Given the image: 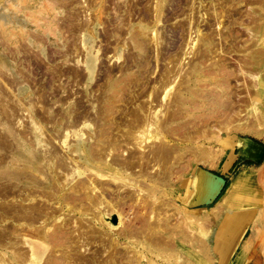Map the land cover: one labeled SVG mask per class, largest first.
<instances>
[{"label": "bare ground", "instance_id": "bare-ground-1", "mask_svg": "<svg viewBox=\"0 0 264 264\" xmlns=\"http://www.w3.org/2000/svg\"><path fill=\"white\" fill-rule=\"evenodd\" d=\"M101 1L85 0V3L96 2L94 4L96 6ZM164 1L148 0V2L155 3V7H152L154 10L150 13L152 10L146 9L143 19L146 23L140 25L139 32L131 37L133 48L138 52L148 54L145 61L139 62V66L140 69L150 74L154 73L150 66L153 49H157H155L157 56L154 58L156 64L164 55L162 54L164 52H160L163 36L158 31V25L164 14ZM188 2L189 0H187ZM226 2L229 1L223 0L217 4L219 11L212 5L215 20L209 25L210 28L215 29L213 30L217 32V36L224 34L221 29L219 30V27L222 28L224 20L232 16L230 9L233 5L231 7L230 4V9H228L227 5L224 6L227 4ZM54 3L55 5L52 4V7L56 6L57 2ZM88 6L90 5L88 4ZM133 6L127 11L130 13L134 11ZM201 6L203 7V5ZM205 14H202L203 18ZM260 15L262 16L261 20H264V13ZM71 16L73 17L71 22L65 19L68 22L67 26L63 23L66 28H70L73 32L76 29H87L91 21L89 17L85 19L86 21H81L79 15V18L75 15ZM190 18L187 23L180 24L183 31L181 44L175 52L165 53L168 55H165V59L168 60L169 65L161 68L159 78L155 79L153 85H151L150 74L144 80L145 75L142 70V72L139 70L140 74L135 75L134 79L131 78L133 81L126 80V77L121 81L112 80L111 77V79H105V83L101 84V87L99 86V94H96L93 100H89L93 101L90 107L84 105L86 102L83 104V101L77 100L73 107L69 105L66 109H62H65L64 113L61 111L62 113L56 114L58 120L60 117V120L63 121L60 125L62 130H58L57 134H52L50 141L44 139L43 126L48 123L53 124L57 122V119L50 116L49 111L42 113L45 111L44 108H42L44 109L41 110L42 112L40 111L41 114L35 110L36 101L40 100L41 102L44 97L33 98L29 104L34 106L31 108L30 105L28 108V103H22V100L20 103V100L11 99L12 96H5L6 92L3 90V94L2 88H0V94L5 98L3 100L0 98V225L8 220L12 221V224H5L0 228V264H11L10 262L13 264H37L44 256L47 258L43 264H119L117 261L120 262L119 259L123 257L127 258V262L122 261L120 264L140 263L141 259L139 258L146 257L132 256L128 250L134 243L147 244L148 242H151L148 245L151 244L152 247L156 246L167 250L175 248L177 243H186L190 247L189 250L196 252L198 248L201 249L195 256L192 255L193 259L200 260L205 257L213 262L211 251L216 244L229 245L230 247L234 245L235 247L244 238L245 223L256 210L255 207H252L242 213L244 205L247 203L248 193L243 190V193L238 195L237 203L234 205L235 209L219 205L216 210L213 209L214 207L213 210H208L207 205L209 204L207 203L210 201L208 196L212 192L215 194L222 185V179L215 182L216 180H213L208 171L212 167V155L224 157V154H229L231 149H237V156L245 160H256L262 154L260 146L249 140L250 138H238L237 140L234 138L236 134H252L258 137L264 135L262 129L255 128L257 125L264 128V110L262 111L261 106L258 105V99L264 97V77L259 72V68H264V52L258 53L259 56H253L251 53L250 56L243 58V60L245 59L244 64L239 63L240 74L246 75V79L256 81L251 88L257 93L256 96L248 94L251 103L246 106V115L249 118H254L255 122L248 125L242 124L243 117L240 110H236L238 105L224 102L222 100L223 91L213 95L215 98H212L210 102L203 101L199 104L194 100L193 95L195 94H197V98H206L205 91L195 90V87H199L198 83L203 81L205 74L203 64L197 63L198 61L210 62L209 65H206L208 67L217 66L219 70L224 69L225 75L228 74V70L225 63L218 65L221 59L214 60L213 58L214 62H211V59L207 58L212 45H214L212 41L214 32L212 33L211 30L208 32L210 34H203L200 21L193 16ZM76 21H81L82 24ZM131 21L123 20L121 24L130 25L127 28L129 30ZM38 23L40 22L38 21ZM58 23L50 22L51 25L57 26L60 24ZM257 25H259L258 29L264 28L262 21H259ZM54 28H51L52 31ZM68 28L67 31H69ZM89 28L91 27L89 26ZM120 29L118 28L114 34L116 38L117 34L122 35ZM254 30L253 26L248 28L252 35L251 38L256 35ZM223 38L222 40L227 42V38ZM117 41L121 40L117 39ZM117 45L118 43L114 47L116 51H118ZM213 48L215 49V47ZM217 55L227 56L223 47H220ZM162 58L164 59V57ZM187 58L191 60L186 63ZM131 59L132 63L137 60L134 57ZM87 64L86 70H88L87 73L91 80L92 68H90L89 62ZM245 67L251 71L247 72L244 70ZM114 72L116 71L114 70ZM68 73L74 77L76 82L82 80H77L83 76V71L79 68L69 69ZM112 74L114 75V73ZM2 75L4 74L2 73ZM10 81L8 83L10 88L20 86L17 79H10ZM141 81L145 83L144 87L141 85V95L136 93L137 95L128 97L125 93L129 94L130 88H132L130 84L136 85ZM134 88L132 89L134 90ZM221 89H223L222 86ZM142 97H146L147 100L141 105L136 101ZM134 102L140 106L137 105L133 109H119V103H127L128 105L125 106L131 107ZM96 103L98 108L97 106L95 108L94 104ZM207 103L208 105H206ZM129 104L131 105L129 106ZM228 110L230 111L227 112ZM20 112L28 113L29 126L27 129L29 131L27 133L30 132L31 139H27L29 136L24 135V131L23 133L19 132V129L17 130V127L14 126L15 120L23 118L22 113V117L20 116L21 118L18 119ZM196 113H199L198 121H189L188 118L194 117ZM56 115L55 117H57ZM235 119L239 120L236 124L233 123L236 121ZM213 120L219 124L218 128H209ZM81 126L82 128H80ZM45 128L47 127L44 126ZM84 128L91 131V137L84 134ZM25 129L26 127L23 128V130ZM84 136L86 137L84 138ZM72 137L75 138L76 145L71 150L69 141ZM55 141H58L62 153L66 150L65 154L60 153L57 147L52 144ZM211 142H215L217 145L211 146L212 148L206 146ZM37 146H42V149H38ZM74 153L78 155L79 160L76 159ZM214 157L213 159L216 160ZM177 167L184 168L185 174L181 179H188L186 192L192 193V195H188L187 202L185 201L186 203L183 205L177 201L174 203L161 200L157 196L158 193L161 194L164 191L165 185L177 183L173 179ZM73 180L76 181L71 184ZM250 182L253 183L252 176L241 172L233 179L232 184L233 186H244L246 189ZM190 188L191 191H188ZM231 190V187H228L222 199L229 196ZM175 204L177 207L174 206ZM127 207L131 212L138 209L146 210L148 216L143 218L144 216L140 215L131 220V215L129 217L125 215ZM252 232L253 230L250 231V233ZM93 247L101 249L98 251ZM119 247L125 248L126 254L124 252V254H119ZM187 258L186 263L191 264V260H193L191 255L188 254ZM138 259L139 261H137ZM182 261L180 255L177 263Z\"/></svg>", "mask_w": 264, "mask_h": 264}, {"label": "rangeland", "instance_id": "rangeland-1", "mask_svg": "<svg viewBox=\"0 0 264 264\" xmlns=\"http://www.w3.org/2000/svg\"><path fill=\"white\" fill-rule=\"evenodd\" d=\"M61 1L60 0L59 1L58 0H0V72H1L0 73V88H2V91L4 90L6 92L5 96L7 95L9 97L12 96L11 99L13 98L15 101L20 100L19 101L20 103L22 100V103L29 104V101L31 102L33 98H38L39 96L41 98L44 97L41 100V102L40 100H38L39 102L36 101L37 103L35 104V106L37 105L35 109L36 112L41 114V112L45 109V111H43L42 113L46 111L48 113L49 111L51 114L49 115L57 119L56 121L58 122V123L55 122L53 124L52 123H48L45 125L43 124L45 127H47L44 129V126H43V131H45L44 139L47 141L51 139L50 137H52L51 136L52 134H57L58 130L60 131L62 130V126L60 125H62L63 121L60 120V117L58 120V116L56 115L58 112H61V111L63 112L69 105L73 107V105H75L74 103L77 100L83 101V104L86 102L84 105H86L87 107L88 106L90 107L92 104L91 102L93 101H89V100L90 99L93 100V97L96 94H99L98 93L99 88L101 87V84L103 85L105 83V79L107 80L111 77L112 80L121 81L126 77L125 79L126 80L129 79L130 81L132 77H133L132 79H134L135 75L140 74V71L142 69H140L139 62L145 61V57L148 54L143 53V52H138L137 50H135L132 46L131 37L133 34L135 35L136 32H139L140 27H141L140 25L146 23V21L143 20L146 9L150 8L149 10H152L150 11L151 13L154 10V8L152 7H155V3L148 2V0H114V1L113 0H105V1L102 0L101 2L103 4L101 2H98L99 5L96 4V6L94 5L96 2L93 4H91L92 2L85 3V0L84 1L77 0L76 2L74 0H65V3H64V0H61ZM201 1L200 0H193V1L189 0V2L187 3V0H165L163 2V13L164 14L162 17V21L158 25V31L163 36L161 40V44H160L161 45L160 52L161 53L164 52L162 53L164 54L162 55L164 59L161 57L162 59L160 58L159 62H157L159 65L156 64V61L154 60V58L155 56H157L156 54L157 51H155L156 48H154L153 49L154 52L152 51L153 52L152 58H151L152 62L150 65L151 69L154 70V73L150 74V73H146L143 70H142L143 72L141 71L143 75H145L144 80H146V78L148 77V74H150L149 76L151 77V81H152L151 85H153L155 79L159 78V74L162 70L161 68H165L166 66L169 65L168 60L165 59L166 58L165 55L166 56L168 55L165 53H172V52H175V50H177V47L179 46V44H181V39H182L181 34L183 33L180 26L183 23L184 24L187 23L189 19H191L190 18L191 16H193V18H196L197 20L200 21L199 23H200V27H201L203 34H210L208 32H211V30H212V33L214 32L215 29L213 28L214 29L213 30L212 28H210V25H209V24H212L215 20L213 13H212L214 12V9L212 7L215 6L217 8V11H219V5L217 4L223 0H201ZM228 1L229 2L228 3L226 2L227 4H224V6L227 5L226 8L229 7L228 9H230V4H231V7L233 5V7L230 9L232 11V16L224 20L225 23L222 24V28H220L221 26L219 27V30L221 29L222 33H224V34H221L222 36L221 35L217 36V32L213 33L212 37L214 39H212V41L214 45H212L211 47L210 55L207 56V58L211 59L210 60L211 62H214L212 60L213 58L214 60L221 59L219 60L218 65L219 64L223 65L225 63L224 65L226 66V69L228 70L227 72L228 74L225 75L223 71L224 69L219 70L217 66H210V67L206 66V65H209L210 62L206 61L207 63L206 62L204 63V62L198 61L197 63L203 64L202 67H204L205 69V74H204L205 76L203 75V79H202L203 81L198 83L199 87L198 86L195 87L196 88L195 90L196 91L200 90V92L205 91L206 98H202V97L197 98V94L193 95V97H194V100L199 102V104L200 102H203V101L206 103L208 101L210 102L212 98L214 99L215 95L220 94V91H223L222 100L224 102H231V105H235V104L238 105L236 110H240V114L243 117L241 123L242 124L246 123L248 125V124H253L255 122L254 118H251V117L249 118V116L246 115L247 113L246 106L251 103V100H249L248 94L252 96L257 95L254 89L251 88L252 85L253 86L255 85L256 81L254 82V79H246L245 78L246 75L240 74L239 63L244 64L243 61L245 59L243 60V58H245V56H250L251 53H253L252 54L253 56H259L261 53L264 52V28L262 30L258 29L259 25H257L259 21L264 22V20H261L262 16L260 15L261 13H264V0H234V1L228 0ZM54 2H57L56 6L52 7V4L55 5ZM63 4H66V5H63ZM88 4L90 6H88ZM116 4L117 6L115 7ZM92 5H94L95 7ZM201 5H203V7ZM132 6L134 7V11H131L130 13L128 11L132 8ZM117 7L119 8L117 9ZM116 9L118 10L117 11L118 13L116 12ZM199 11H201V13H198ZM252 12H255V13H252ZM203 13H206L204 15V18L202 17ZM77 14L79 15L80 18L78 17ZM71 15H75V17H78L81 21H86L85 19L89 17V19H91V21L89 20L90 24L87 26V29L89 30L86 32L87 29H84V30L76 29L74 33L72 30H70V28L67 27L69 29V31H67L66 26L68 25V22L69 21L71 22L73 18ZM95 17L98 18L97 19L98 21L96 20ZM68 18H71V19H68ZM65 19L68 20V22ZM128 19L130 21L132 20L131 28H129V30L127 28L130 25L125 26L123 25V23L121 24L123 20L127 21ZM38 21L40 23H38ZM81 21L80 22L76 21V22L82 24ZM50 22H54V23L59 22L60 24L59 23L58 24L60 26L51 25ZM63 23L66 26H64ZM89 26L91 28H89ZM252 26L255 28L254 30L255 32L253 31L254 34L256 33V35H254L253 38H251L252 35L248 31V28ZM57 27H58V30H57ZM122 27L124 30L122 29ZM208 27L210 28V30ZM51 28H54L53 31ZM118 28L119 29L121 28L120 30L122 31V35L117 34V38H116L114 34ZM193 36H195V34H193ZM221 37L227 38V42L225 40L224 42ZM218 38H221V39L219 40ZM117 39L121 41H117ZM117 43H118L117 45L118 51H116L114 48L116 47ZM213 47H215L216 50L218 49V51H216ZM220 47L221 48L223 47L224 53H226L227 56L223 57L222 55H219V56L217 55ZM152 48L153 47L151 46V50ZM131 57H134V59L137 58L136 62L132 63ZM190 60L191 59L187 58L186 63L189 62ZM88 62L90 64V68H92L91 69L92 70L91 80L89 79V76H88L89 74L87 73L88 70H86ZM170 66H173V65L170 64ZM78 68L81 71H83V76L77 79V80L82 79L78 81L79 83L75 81L74 77L70 73H68L69 69L72 70V69H78ZM113 69L116 72H114ZM123 69L124 71H122ZM259 69H260L259 71L260 74L264 77V68H259ZM244 70H246L247 72L251 71L250 69H247L246 67L244 68ZM2 73L4 75H2ZM112 73H114V75L116 73V75L114 76ZM10 79L11 80L17 79L20 86L18 87L17 85V87L14 86L10 88L11 86L10 84H8L9 82H11ZM26 80L27 82H25ZM224 80L226 81V83ZM143 81L140 82L141 84L140 83L136 85L134 83L130 84V87L132 85V88L133 87L135 88L134 90L130 88L129 94L128 92H126L125 94L128 97L130 95H131L130 97H133L134 95H137L136 93L138 94L140 93L141 95L142 86L144 87L146 83V81H144L145 83H143ZM221 86L223 87V89H221ZM4 91H3V94H4ZM131 92L132 93L134 92L133 95ZM199 95H201V93H199ZM2 96L3 95L0 94V98L2 100L5 99L4 96L3 97ZM146 100H147L146 97L144 98L142 97L141 99L139 98L136 102L142 105V102ZM67 101H70V102L68 103ZM136 102L132 103L133 106L129 104V106L131 105V107H126L128 105L127 103L125 104L119 103L118 106L120 107L119 109H123V110L129 109V108L133 109V108H136L137 105L140 106ZM258 102H259L258 105L261 106V110L263 111L264 110V106H263L264 97H261L260 99H258ZM30 105H31V108L34 106L30 103L29 105H27L28 108L30 107ZM94 105H95V108L96 106L98 108L97 103ZM122 105L124 106V108ZM206 105H208V103ZM71 106H70V109H71ZM40 107L41 109H39ZM63 108L65 109L62 110ZM229 111L230 110H228L227 112ZM22 113L23 112H20V114L18 115L19 117L18 119L22 117L21 115ZM25 113H23L24 119L21 118L20 120H17L19 122H17L16 120L14 121L15 122L14 126L15 128L17 127V130L19 129V132L23 133L24 131V135L27 134L29 136V137L26 136L27 139L28 138L31 139V135L29 134L30 132L27 133L29 131V129H27L28 128L27 126H29V117H28V113L27 112ZM55 115L57 117H55ZM198 116H199V113H196L194 117L188 118V120L197 122ZM21 120L23 123L21 122ZM238 121L239 120H236L233 123L236 124L238 123ZM211 124L209 125V128L219 127V124H217V122L214 120L211 122ZM25 127L26 129L23 130V128ZM80 128H82V126ZM255 128L259 130L262 129V131L264 132L263 126L257 125ZM83 130L85 131L84 134L86 136L89 135L88 137H91V131L88 128H84ZM86 136H84V138ZM235 136L236 137L234 139L236 140L238 138H245V139L250 138L249 140H254L255 142L264 146V135L261 137H258L252 134H248V135L236 134ZM73 138L74 137H72V139L70 138V141H69L71 150L76 145V140L75 138L74 139ZM54 143L52 144L55 147H57V150L60 153H62L61 148H59L60 146H59L58 141H55ZM214 145L216 146L217 144H215V142L206 144V146L208 147H211V146L215 147ZM37 148L42 149V146H37ZM236 151L237 149H233V150L231 149L229 154H224V157L222 156L214 157V155H212L211 162H212L213 168L211 167L212 169L209 168V170L218 171V172L223 173L227 171V167L229 166V163L237 160L238 158L240 160H245L241 158L240 156H237ZM64 152L62 154L66 153ZM74 155L76 159L79 160L78 155H76V153H74ZM213 157L216 158V160L213 159ZM260 158L261 156L258 159L252 160V161L236 162L233 169H231L230 171L231 172L230 174L231 175L233 174L232 176L229 175V177L231 176V179L227 177L224 178L225 183L223 185V189L218 194L217 200L212 204L211 202H208L207 204L209 205H207V208L208 210L211 211L213 209L216 210L219 205H224V206H227L228 208L230 207V208L235 209L236 206L234 205L237 203L236 198H238V195L240 193L242 194L243 193L242 191L245 190L244 192L248 193L246 197L247 203L244 205L242 213L247 211L249 208L255 207L256 210L253 212L256 214L252 213L253 215L250 217L251 219L249 218V220L246 221L245 223L246 225L244 226L246 227L244 238L242 237L243 239L241 240L247 241V243L245 244L251 243V241H254V240H258L259 241L258 251H259L261 258L264 260V229L261 227L259 228V225H258V223L261 222V225H263L264 227V180H263L264 179V167H262L264 163V157L262 161L257 162ZM253 161H256V162H253ZM241 167H245V168H241ZM257 167H259V170L256 169ZM246 168H249V169H246ZM184 172L185 170L182 167L180 168L177 167L175 169V174H174L173 179L174 181L176 180L175 182L177 183L165 185L163 187V190H164L162 191L163 193L161 192V194L159 193L157 194L159 199L165 200V201H171L174 203L175 201H177L180 205H183L187 202L186 199L188 198V195H192V193L189 192L188 194V192H186L188 179H181L182 176L185 174ZM241 172L247 173L252 176L253 183L250 182L246 189H244L245 188L244 186L239 187L236 185L233 186L232 184L233 179ZM216 175H219V174H216ZM75 181L76 180L71 181V184H74ZM228 187H231L232 190L229 196L222 199L223 194L225 193V190ZM188 191H191V188ZM212 194L213 192L208 196L209 199L212 196ZM221 199L222 201H220ZM176 204L174 205L175 207H177ZM126 209H125V215L126 217H129L131 215L132 216V218L130 217L131 220L134 219L136 216H140V215H143L144 216L143 218H146L148 216V211L146 210L144 211V210L138 209L136 211L132 210L131 212L129 207H127ZM137 211H138V214H137ZM5 224L10 225L12 224V221L8 220V222L1 224L0 228L3 227ZM251 230H253L252 233H250ZM248 233L249 235L246 238V234ZM148 243H151V242H148ZM148 243L147 244H138V243L133 244L132 243L133 244L132 247L129 248L128 250L129 254L132 256L142 255V256H145L146 258L141 257L139 258L141 259L140 263L131 262V264H136V263L137 264H157V263L158 264H165V263L167 264H187L186 261L188 259L187 258L188 254L191 255V258L193 259L192 255L195 256L197 251L201 250L199 248L196 250V252L189 250L188 248L190 247H188V244L182 243V242L177 243L176 247L171 248V250L162 249L161 247L158 248L156 246L152 247L150 246L151 244L148 245ZM184 246L186 247L184 248ZM93 249L94 250L96 249L99 251V249L101 248L93 247ZM118 250L120 251L119 254H122L123 252L126 254V252L124 251L125 248L119 247ZM45 255H48V254H45ZM178 255L179 256L181 255L182 260H183L182 262L177 263V259L179 258ZM46 258L47 257L44 256L43 258L44 260L42 259L41 262L37 264L45 263ZM139 259L137 261H139ZM143 259L147 262H145ZM170 259H172L173 261ZM119 261L127 262V258L123 257L119 259ZM191 261H192L191 264L193 262L194 264H214L211 260L205 259V257H202L200 260L193 259ZM120 262L117 261V263L119 264ZM10 263L13 264V262H10Z\"/></svg>", "mask_w": 264, "mask_h": 264}, {"label": "crops", "instance_id": "crops-1", "mask_svg": "<svg viewBox=\"0 0 264 264\" xmlns=\"http://www.w3.org/2000/svg\"><path fill=\"white\" fill-rule=\"evenodd\" d=\"M251 141H253L256 145L260 146V148L262 149L261 158L257 162L262 161L264 157V146L260 145L254 140H251ZM238 161H252V160H240L238 158L237 160L229 163V166L227 165L228 166L227 171L223 173L218 172V171H208V173L211 175L213 180L214 181L216 180L215 182H219V180L222 179L221 188L220 189L218 188L217 192H215V194H212V196L209 199L210 200L209 202H211V204L217 200L218 194L223 189V185L225 183L224 178L227 177L231 179V176L233 174L231 175L230 171L231 169H233L235 163ZM253 162H256V161H253ZM262 167H264V163ZM241 168H245V167H241ZM246 169H249V168H246ZM256 169L259 170V167H257ZM216 174H219L220 176ZM229 175L231 176L229 177ZM258 225H259V228L261 227L264 229L263 225H261V222H259ZM248 235L249 233L246 234V238L248 237ZM258 245H259L258 240L251 241V243H248L246 245H245V241L241 240L235 247L234 245L230 247L229 245L216 244L214 248H212L211 257H212L214 264H264V260L261 258L259 251H258Z\"/></svg>", "mask_w": 264, "mask_h": 264}]
</instances>
